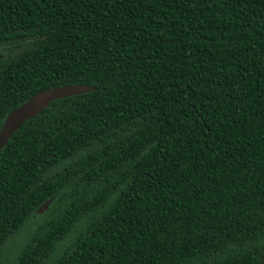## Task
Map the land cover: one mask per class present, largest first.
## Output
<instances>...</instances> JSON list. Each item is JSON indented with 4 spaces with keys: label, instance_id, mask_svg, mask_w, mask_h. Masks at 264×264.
<instances>
[{
    "label": "trees",
    "instance_id": "trees-1",
    "mask_svg": "<svg viewBox=\"0 0 264 264\" xmlns=\"http://www.w3.org/2000/svg\"><path fill=\"white\" fill-rule=\"evenodd\" d=\"M0 52V128L94 87L0 149V264H264V0H0Z\"/></svg>",
    "mask_w": 264,
    "mask_h": 264
},
{
    "label": "water",
    "instance_id": "water-1",
    "mask_svg": "<svg viewBox=\"0 0 264 264\" xmlns=\"http://www.w3.org/2000/svg\"><path fill=\"white\" fill-rule=\"evenodd\" d=\"M2 56L3 53L0 52V59ZM93 89L94 87L87 84H73L49 87L34 93L25 102L11 109L5 116L0 128V149L23 123L42 112L51 101L71 95L89 92ZM49 203L50 200L43 203L37 209V212L41 213Z\"/></svg>",
    "mask_w": 264,
    "mask_h": 264
},
{
    "label": "rangeland",
    "instance_id": "rangeland-1",
    "mask_svg": "<svg viewBox=\"0 0 264 264\" xmlns=\"http://www.w3.org/2000/svg\"><path fill=\"white\" fill-rule=\"evenodd\" d=\"M47 206H48V205H47ZM46 208H47V207H46ZM46 208H45L41 213H43V212L46 210ZM37 213H38V212H37ZM41 213H40V214H41Z\"/></svg>",
    "mask_w": 264,
    "mask_h": 264
}]
</instances>
